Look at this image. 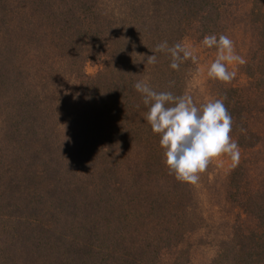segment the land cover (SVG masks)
<instances>
[{"label": "trees", "instance_id": "1", "mask_svg": "<svg viewBox=\"0 0 264 264\" xmlns=\"http://www.w3.org/2000/svg\"><path fill=\"white\" fill-rule=\"evenodd\" d=\"M213 34L245 63L207 82L241 155L206 264H264V0H0V264H194L209 221L133 86L187 94L195 62L147 56Z\"/></svg>", "mask_w": 264, "mask_h": 264}, {"label": "clouds", "instance_id": "2", "mask_svg": "<svg viewBox=\"0 0 264 264\" xmlns=\"http://www.w3.org/2000/svg\"><path fill=\"white\" fill-rule=\"evenodd\" d=\"M202 44L216 49L208 77L231 83L237 73L230 71L228 65L245 63L243 57L236 54L234 42L225 34L218 38L213 34L205 35ZM151 51L153 54L147 56V64L157 63L155 53H166L171 60L169 67L176 71L184 61L197 60L193 52L179 42L169 46L163 41ZM133 87L141 94L143 104L148 106L144 120L152 132L160 136L164 163L177 181L197 184L210 163L223 155H227L234 165L239 162L241 153L238 143L230 135L233 120L224 103L226 97L197 106L190 94L175 96L170 91L157 92L146 81H138Z\"/></svg>", "mask_w": 264, "mask_h": 264}, {"label": "rangeland", "instance_id": "3", "mask_svg": "<svg viewBox=\"0 0 264 264\" xmlns=\"http://www.w3.org/2000/svg\"><path fill=\"white\" fill-rule=\"evenodd\" d=\"M183 45L193 52L197 57L195 61V71L189 83V90L187 94H190L197 106L206 103L209 99L207 90V82L209 77L207 75L208 69L211 63L215 60L216 54L209 52V50L201 45L199 42L193 39H185ZM237 62L228 65L230 69H234ZM98 70V65L88 62L85 64L83 71L87 77H93ZM233 161L227 156L223 155L210 163L207 170L200 175V180L195 184V190L197 191L201 212L204 213L206 218L211 220L213 217L219 218L216 221L219 224L223 222L220 218L223 214H217L218 212H230L232 209L230 205H227L224 200L225 179L228 171L233 165ZM212 221H209L207 228H205L203 234V241L207 242L206 246L194 247L193 249V262L194 264H206L214 254L215 247L214 242L211 240V232H214V228H211ZM219 234L221 227L216 229ZM211 247H209V244Z\"/></svg>", "mask_w": 264, "mask_h": 264}]
</instances>
